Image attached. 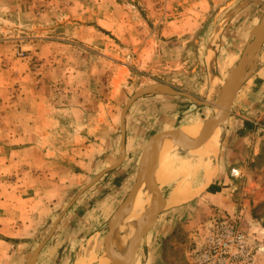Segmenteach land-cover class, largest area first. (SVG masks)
I'll return each instance as SVG.
<instances>
[{"label":"rangeland","instance_id":"obj_1","mask_svg":"<svg viewBox=\"0 0 264 264\" xmlns=\"http://www.w3.org/2000/svg\"><path fill=\"white\" fill-rule=\"evenodd\" d=\"M263 23L264 0H0V264L128 263L130 249L107 248L114 221L187 112L204 137L227 116L210 166L232 210L200 199L162 210L156 227L171 232L146 245L141 209L176 183L135 192L130 264H264V39L246 51ZM182 160L151 175L184 172L163 165Z\"/></svg>","mask_w":264,"mask_h":264},{"label":"bare ground","instance_id":"obj_2","mask_svg":"<svg viewBox=\"0 0 264 264\" xmlns=\"http://www.w3.org/2000/svg\"><path fill=\"white\" fill-rule=\"evenodd\" d=\"M262 25H264V23ZM212 58L214 63L215 56H212ZM211 76L213 79L216 78L213 71L211 72ZM222 87H223L222 85L218 84V89L215 94H214V90L210 89L211 95L213 93L214 95H218L219 98H222L223 96L219 95V88L223 89L224 91V87L223 88ZM222 125L223 124L214 125L213 123L210 122L207 126L206 137H204V133L203 134L197 133L194 136L187 137L186 139L179 138L180 142L182 141L185 142V147L183 149L171 150V148H169L170 146L168 145L169 146L168 147L167 144L165 143L160 145L159 148L154 151L155 154L158 153L160 160L163 159L165 162L167 161L172 165H176L183 158H187V157H189L191 161L188 160L187 163L182 164L179 167H174L172 165H167L163 163V165L168 170L184 171V172H179L172 176H166V174H159V173H155L152 175L150 174L147 178L146 185H141L140 189H138L136 192H139L141 194V197L150 196L151 198L154 199L156 192L161 187L176 183V187L171 191V194L163 202L161 201L163 203L162 206L164 208H173V207L181 206L199 197L203 193L206 185L209 184L213 179H215V173L212 171V168L210 166V160L215 158L217 154L218 146L222 141L221 130L224 129L223 126L226 127L227 124L223 126ZM172 139L173 140L171 141L173 143L172 144L173 146L175 145L178 146L180 144V142H178V140H176L174 136L172 137ZM193 157H197V159L195 160ZM191 162L192 163L195 162L197 164L192 165L190 164ZM192 167H197V168H195L194 170H188ZM195 182L197 183L196 185H194ZM139 193L134 194V198H132L130 202L131 205L130 210L123 211L122 214L115 220L116 225H114L113 234L111 236V240H109L108 242L107 248L114 253L113 256L116 258H117L116 252H118V258L122 257L125 253H127V251H129V249L132 248L134 242L133 238L135 237L138 238V234H137L138 230L135 232L136 228H134V226L132 227L131 222L134 221V218L137 215L136 211H138L139 207L141 209L142 206L140 204L141 200L138 197ZM156 202H157L156 200L155 201L153 200L148 203H145L141 210H143L144 212L148 210V213L151 216V214L154 213L152 206H154L155 208ZM136 224L137 222H135V225ZM133 229H134L135 237H133L134 235ZM111 259H112L111 257L110 258L107 257V259L104 260L102 259L100 264H114L111 261Z\"/></svg>","mask_w":264,"mask_h":264},{"label":"water","instance_id":"obj_3","mask_svg":"<svg viewBox=\"0 0 264 264\" xmlns=\"http://www.w3.org/2000/svg\"><path fill=\"white\" fill-rule=\"evenodd\" d=\"M263 39H264V25L261 28H259V30L254 34L253 42L250 45L247 46L246 51L247 52L250 51V49L252 47L256 46V44H258ZM245 58L246 57L243 55L242 59H241V62L238 64L237 68L232 73L233 77L235 76V80L233 81L231 89L226 94L227 95V99H226V107H227L226 111L227 112L229 111V109L231 107L232 100L236 96L237 91H238V89L240 87V82H241L243 74H244V69L243 68H244V64H245ZM217 104L218 103L205 102V103H202L201 105L205 106V107H209V106H216ZM195 116H196V114L191 113V112L185 113V121H184V123H188V122L194 121V120L195 121H203L204 120V119H202L200 117H195ZM122 120H123V117H122ZM208 121H210L214 125H221V124L226 125L228 120H227L226 114H224L219 120L216 119V116H213V117L209 118ZM180 124H182V122L177 124L174 128L169 130V132H167V133H165L163 135L162 140L164 141L165 144H167V146L169 145V142L171 141L172 137L178 131V126ZM156 145L157 144H154V143L150 144L148 148L149 149L150 148L151 149H156ZM124 156H125V148L123 147V158H124ZM159 161H160V159H159V156H158V153H157V154H155L153 156L152 159L146 161V163L143 164L142 168L139 170V173H138L137 179H136V184H135V186L133 187V189H132V191L130 193L129 199L127 200V202L125 203L124 207L122 208V209H124L123 211L130 210V207H131L130 202H131L132 198H134L135 192L138 189H140L141 185H146V181H147L148 176L157 169ZM122 209H120L118 217L122 214V212H123ZM152 209H153L154 213L151 214L152 216L150 217V219L146 220V221H143L142 224L139 226L140 227V237H141V239L144 237L145 231L147 232V230H149V228L152 227L155 224L159 214L161 213V211H162L161 201L156 202L155 208H154V206H152ZM135 253H136V249H135V247L133 245V247L130 249V251L128 253L129 261L126 264H130L131 263L132 258L134 257Z\"/></svg>","mask_w":264,"mask_h":264},{"label":"crops","instance_id":"obj_4","mask_svg":"<svg viewBox=\"0 0 264 264\" xmlns=\"http://www.w3.org/2000/svg\"><path fill=\"white\" fill-rule=\"evenodd\" d=\"M216 60V58H215ZM213 64V63H212ZM201 121H190L188 123H182L178 126V131L175 133L174 136H177V135H180L179 138L180 139H186L187 137H191V136H194L195 134H197L199 131H202V126H201ZM177 125V124H176ZM175 125V126H176ZM174 126V127H175ZM173 127V128H174ZM177 128V127H176ZM173 140V139H171ZM164 143V142H163ZM160 163V161H159ZM159 166V164H158ZM158 168V167H157ZM218 171L216 169V176H215V179H213L209 184L206 185L203 193L195 198V199H200L202 201H204L205 203H207L206 205L207 206H218V207H221L222 209L226 210V211H230L232 210L231 207L229 205V202H228V199L226 198V195H225V191H224V188L220 186L221 182L216 184V180H218ZM222 177V175H221ZM224 179V178H223ZM227 180V178H226ZM223 186H225L223 184ZM212 190L211 192L209 190ZM158 193V191L156 192V194ZM171 194V192L169 193V195ZM168 195V196H169ZM167 196V197H168ZM166 197V198H167ZM164 198L162 200V202L166 199ZM192 201V200H191ZM161 202V204L163 205V203ZM190 202V201H189ZM224 202H227V203H224ZM188 203V202H187ZM184 205V204H183ZM182 206V205H181ZM181 206H178V207H181ZM178 207H174V208H178ZM174 208H171V209H174ZM162 210L166 211L168 210V208H164L162 206ZM149 215L147 214L146 216L143 217L141 223L143 221H146V220H149ZM67 222V221H66ZM116 222L114 221V225ZM159 223V218L156 220L155 224L147 231L146 233V238H147V243L146 245H148V242L153 244L154 242H156L158 240V238H160L161 236H166L167 234H170L171 231H168L169 228L167 227H163V229H165V232H160V229H158V227H156ZM136 226V225H135ZM159 226V225H158ZM159 230V231H157ZM170 230V229H169ZM168 236V235H167ZM146 252L148 253V257H150V253L151 251L146 249Z\"/></svg>","mask_w":264,"mask_h":264},{"label":"trees","instance_id":"obj_5","mask_svg":"<svg viewBox=\"0 0 264 264\" xmlns=\"http://www.w3.org/2000/svg\"><path fill=\"white\" fill-rule=\"evenodd\" d=\"M209 191L211 192L212 190L210 189Z\"/></svg>","mask_w":264,"mask_h":264}]
</instances>
